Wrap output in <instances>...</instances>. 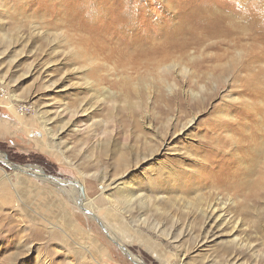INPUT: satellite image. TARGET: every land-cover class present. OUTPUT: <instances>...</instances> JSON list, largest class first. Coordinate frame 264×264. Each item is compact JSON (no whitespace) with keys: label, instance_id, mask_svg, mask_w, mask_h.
I'll use <instances>...</instances> for the list:
<instances>
[{"label":"rangeland","instance_id":"rangeland-1","mask_svg":"<svg viewBox=\"0 0 264 264\" xmlns=\"http://www.w3.org/2000/svg\"><path fill=\"white\" fill-rule=\"evenodd\" d=\"M242 1L0 0V264H264Z\"/></svg>","mask_w":264,"mask_h":264},{"label":"bare ground","instance_id":"bare-ground-1","mask_svg":"<svg viewBox=\"0 0 264 264\" xmlns=\"http://www.w3.org/2000/svg\"><path fill=\"white\" fill-rule=\"evenodd\" d=\"M251 1L252 2L242 1V6L244 8L235 11V14L237 15L239 14L242 16V19L244 20L246 25L243 27H246V32H251V36L254 41L253 58L258 59L264 56V0H251ZM84 7H85L84 3L80 2L77 6L76 13H82ZM187 7H190V5ZM228 16L229 15L227 14H222V13L219 14L216 11L211 10L208 6H206V8L197 6L194 7V9L192 10L189 9L188 12L184 14V17L183 19H181V21L186 20L190 22L191 28L190 30H188V32H190L194 37H197L199 39L200 34L202 33L204 34V32L206 33L210 32L216 23H223L224 21L222 19L226 20ZM247 19L250 20L251 23L247 21ZM231 25L232 27H234V21L232 22ZM247 26H251V28ZM187 41H188V37L186 38V42ZM187 44L188 43H183V44L175 43L173 45V48L176 49V47H179L180 45L181 47H185L187 46ZM95 215L96 213L94 214V216Z\"/></svg>","mask_w":264,"mask_h":264},{"label":"crops","instance_id":"crops-1","mask_svg":"<svg viewBox=\"0 0 264 264\" xmlns=\"http://www.w3.org/2000/svg\"><path fill=\"white\" fill-rule=\"evenodd\" d=\"M10 129H4L2 125H0V140L3 142L5 139H9L11 136Z\"/></svg>","mask_w":264,"mask_h":264},{"label":"built area","instance_id":"built-area-1","mask_svg":"<svg viewBox=\"0 0 264 264\" xmlns=\"http://www.w3.org/2000/svg\"><path fill=\"white\" fill-rule=\"evenodd\" d=\"M1 95H3V92H1ZM21 110H22V107H21Z\"/></svg>","mask_w":264,"mask_h":264},{"label":"water","instance_id":"water-1","mask_svg":"<svg viewBox=\"0 0 264 264\" xmlns=\"http://www.w3.org/2000/svg\"><path fill=\"white\" fill-rule=\"evenodd\" d=\"M117 245H119V244H117ZM120 246V245H119ZM122 247V246H121Z\"/></svg>","mask_w":264,"mask_h":264}]
</instances>
